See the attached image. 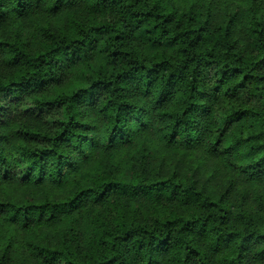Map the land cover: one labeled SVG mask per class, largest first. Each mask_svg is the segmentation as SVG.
<instances>
[{
  "label": "trees",
  "instance_id": "trees-1",
  "mask_svg": "<svg viewBox=\"0 0 264 264\" xmlns=\"http://www.w3.org/2000/svg\"><path fill=\"white\" fill-rule=\"evenodd\" d=\"M214 12L196 0H0V27L57 19L37 20L33 47L0 38V123L16 107L46 126L14 129L11 147L0 132V182L73 185L60 199L0 200L24 229L67 223L59 241L28 243L45 264H264L263 195L250 208L194 176L154 174L143 148L129 176L120 162L84 169L98 148L128 150L154 130L264 181V6L252 0L243 28L237 13L213 22ZM88 200L109 212L91 214L80 255L72 220Z\"/></svg>",
  "mask_w": 264,
  "mask_h": 264
},
{
  "label": "rangeland",
  "instance_id": "rangeland-1",
  "mask_svg": "<svg viewBox=\"0 0 264 264\" xmlns=\"http://www.w3.org/2000/svg\"><path fill=\"white\" fill-rule=\"evenodd\" d=\"M191 3L192 0H186ZM202 1L205 4L213 5L215 15H212V21L217 22L219 19H224L226 11H231L238 14V21L241 28H243L248 7L251 6L252 0H196ZM264 6V0H260ZM45 14L34 13L27 18L15 21L12 20L4 26L0 27V38H10L15 33H19L28 44L33 47L37 43V22L45 21L47 18ZM53 25L56 24V17L48 18ZM38 20V21H37ZM238 38L244 37L242 31L237 32ZM5 67L2 63V55L0 53V73L5 75ZM13 107L3 118L0 123V132L7 134L8 138L5 140L7 147H11L19 141L13 131L23 125L30 128L46 129L44 122L39 118L28 117L23 114L21 109ZM48 129V128H47ZM139 137L134 140L133 146L125 150L124 147L119 146L111 151H104L98 148L92 155L91 161L85 164L84 169L94 167L97 163L120 162L116 173L118 176H129L131 171L137 169L140 162L141 149H146L151 155L150 171L154 174L167 176L174 172L182 177H192L203 185L206 190L215 193H221L228 190L229 198L234 201H240L243 195L245 197V205L253 208L255 204V196L263 195L264 198V181L252 182L246 179L242 174L229 169L224 165L222 160L216 155L211 154L205 145L196 146L193 149H185L179 144L172 146L165 145L160 141V136L153 130L149 132L148 139L144 142H137ZM138 160V161H137ZM134 165V167H133ZM134 168V169H133ZM72 182L57 186L49 181L44 183H30L22 184L17 181H2L0 182V200H15L24 202L26 199H34L41 201L46 197L51 199H60L66 197L72 190ZM115 197H113L114 199ZM146 208L144 201H133ZM175 206L178 203L161 202L159 206ZM148 205V204H147ZM183 208V206H179ZM109 212L108 204L103 203L95 205L91 201H86L80 211L75 212L73 218V225L76 230L77 238L80 245L77 243L76 248L79 249L80 255L85 252V241L87 230L89 228V220L91 214H107ZM70 234V228L67 223H57L53 226L34 227L31 229H24L20 225L11 224L6 219L4 214H0V256L5 255L6 261L9 264H45L38 259L31 251L28 243L30 241H46L60 240V234ZM80 246V247H79ZM250 264H258L254 259Z\"/></svg>",
  "mask_w": 264,
  "mask_h": 264
}]
</instances>
